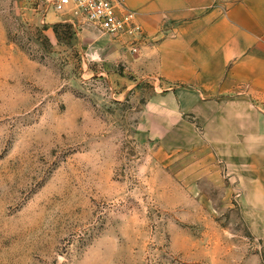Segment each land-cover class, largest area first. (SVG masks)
<instances>
[{
	"label": "rangeland",
	"instance_id": "obj_1",
	"mask_svg": "<svg viewBox=\"0 0 264 264\" xmlns=\"http://www.w3.org/2000/svg\"><path fill=\"white\" fill-rule=\"evenodd\" d=\"M80 29L0 0V264H264V202L242 201L227 139L147 117L164 87L104 44L127 37Z\"/></svg>",
	"mask_w": 264,
	"mask_h": 264
},
{
	"label": "crops",
	"instance_id": "obj_2",
	"mask_svg": "<svg viewBox=\"0 0 264 264\" xmlns=\"http://www.w3.org/2000/svg\"><path fill=\"white\" fill-rule=\"evenodd\" d=\"M121 1L148 37L134 53L109 36L104 44L137 78L164 87L146 98L145 115L214 129L227 139V169L243 181L242 201L264 202V0Z\"/></svg>",
	"mask_w": 264,
	"mask_h": 264
},
{
	"label": "built area",
	"instance_id": "obj_3",
	"mask_svg": "<svg viewBox=\"0 0 264 264\" xmlns=\"http://www.w3.org/2000/svg\"><path fill=\"white\" fill-rule=\"evenodd\" d=\"M49 7L68 14L69 21L79 26L89 23L113 38L127 37L135 51L145 38L137 21V12L121 0H46Z\"/></svg>",
	"mask_w": 264,
	"mask_h": 264
}]
</instances>
